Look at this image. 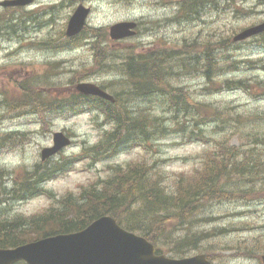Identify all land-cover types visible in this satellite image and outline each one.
<instances>
[{
	"label": "trees",
	"instance_id": "obj_1",
	"mask_svg": "<svg viewBox=\"0 0 264 264\" xmlns=\"http://www.w3.org/2000/svg\"><path fill=\"white\" fill-rule=\"evenodd\" d=\"M198 3V0H191L185 7L191 13H197ZM19 19L13 16L12 23H9L8 17L1 19L4 23L0 25V35L6 39L18 37L22 41L21 28L17 24ZM6 25L8 28L5 29ZM87 29L73 38H65L58 48L82 46L90 35ZM103 33L102 29L94 32L96 37L100 36L96 43L98 49ZM254 40L264 46V33ZM230 44L229 38L216 39L208 47L199 43L202 49L206 47L202 54L193 49L195 43L187 44L188 59L177 60L174 66L164 65L161 61L153 66L148 59L136 62L129 58L126 67L119 71L129 85L126 81H120V87L124 88L114 90V103L78 93L74 89L69 94H51L47 98L41 91L18 84L19 95H11L10 99L5 98L0 102L11 112L30 111L41 116L54 113L69 117L96 111L103 125L108 124L110 128L103 132L96 143L83 144L78 153L61 154L59 159L50 158L35 163L32 170L23 171L20 180L12 178L10 187L4 182L0 186V197L4 194L9 197L0 199V204L4 205L8 199L26 200L41 194L54 197L42 183L65 175L80 161H88L87 165L91 166L110 159L121 149L134 147L159 154V141L175 132L179 133L182 141L202 142L212 145V149L200 158L201 170H194V175L180 174L170 191L163 184L164 174L159 160L144 159L128 165H112L105 177L97 178L87 186L99 187L100 191L79 192L77 197L86 196L84 202L75 200L72 197L76 196L67 193L57 199L60 203L57 208L47 209L31 218L0 217V247H14L43 236L77 231L98 215L109 214L126 229L146 237L159 252L160 247L165 246L167 253L184 256L189 252L203 251V240L211 235L188 232L199 221L216 219L197 218L203 204L233 198L247 202L264 199V132H260L259 122H253L257 117L262 119V114L245 116L237 106L231 104L219 106L200 102L195 100L187 87L171 82L177 77L174 76L178 75L176 73L182 74L185 69L186 73L206 80L202 88L206 94L236 89L250 91L254 86L257 90L261 89L262 84L253 83L248 78H223V75L237 70L241 62L231 57H219L218 60L213 48L217 52H227L230 51ZM94 60L96 67L102 64L99 58ZM245 62L252 67L255 65V60L247 59ZM99 69L78 71L70 80L71 86L89 73H99ZM220 75L223 79L216 78ZM136 100H143L146 107L135 109L128 105ZM206 128L211 129L210 133ZM1 134L0 145L12 141L13 132ZM235 135L240 140L238 146L229 141ZM97 202L100 207L95 206ZM105 203L108 205L105 206ZM240 229L244 228L234 227L230 230ZM225 231L221 228L216 233ZM31 234L33 238H26ZM172 234H175V238L168 236ZM259 249L263 251L264 245Z\"/></svg>",
	"mask_w": 264,
	"mask_h": 264
},
{
	"label": "rangeland",
	"instance_id": "obj_2",
	"mask_svg": "<svg viewBox=\"0 0 264 264\" xmlns=\"http://www.w3.org/2000/svg\"><path fill=\"white\" fill-rule=\"evenodd\" d=\"M180 1L84 0L82 4L92 11L87 20V26L108 28L122 20H145L147 30L150 29L148 32H151V35L138 37V39L130 38L124 45L125 47L132 46L131 49H134V52H139L140 50L137 48L141 47V42L146 44V41L155 42L153 46L157 45V49L161 47L172 49L179 47L181 43L191 41L200 42L208 47L216 39L232 37L241 28L264 20V2L259 0H234L229 3L217 0L216 4L219 7L217 12L211 8L215 5L214 2L207 3L201 13L190 19L174 18L178 14ZM36 5L37 7H30L33 9H12L6 11L4 16L0 15V25L4 23L1 19L19 17L17 24L21 28L20 33L23 34L22 41L18 37L6 39L0 35V102L5 98L10 99L11 95L18 96V84H24L41 91L47 98L51 94L57 96L69 94L71 92L70 80L74 74H77L78 71L90 72L98 67H100L99 73H89L82 79L92 78L90 80L99 84L114 83L115 80H119V90L124 88L120 87L123 77L118 72L126 67V58L124 57L131 54L130 52H127L123 57L124 51L121 50V46L114 45L116 48H113L110 42H107L108 34L101 36L100 41L103 45L100 46L102 49L99 51V56H103L109 47V52L116 54L118 58H111L110 55H107L102 64L97 67L94 60L97 58V49L92 54L89 44L73 50L60 49L58 45L65 41L63 30H65L67 21L78 3L70 0H44ZM197 18L207 20L215 18L216 21L207 24ZM6 28H8L7 25ZM22 29L25 31L23 32ZM41 42H49L48 47L42 45ZM138 44L139 46H137ZM217 57H231V59L241 62L238 64L237 70L223 75V78H248L253 83L259 82L263 87L257 90V87L254 86L250 91L236 89L219 93L211 91L206 94L202 91L206 80L201 76L186 73L185 69L182 70V74L176 73L179 76L174 75L177 77H174L171 82L187 87L195 100L200 102H210L219 106L231 104L237 106L239 112L245 116L262 114V119L259 120L257 117V120L255 119L253 122H259L260 132H264V46L258 45L255 40H248L242 44L234 43L230 46V51L219 52ZM247 59L255 60L254 67L245 62ZM119 62H122L124 66ZM105 69L113 72H107ZM219 77L216 78L223 79L222 75ZM124 81L128 82L127 79ZM76 82L78 81H74V83ZM116 86L112 85V87ZM128 105L135 109L146 107L143 100H136ZM2 106L0 105V135L3 132L12 131L13 138L5 145H0L1 187L2 184H5L4 182L10 187L13 177L20 180L23 170L31 169L35 163L41 161L40 151L43 147L52 145L53 132L64 131L73 139V143L63 149V153L60 152L53 157L59 159L61 154L67 156L71 153H78L83 144L95 143L103 132L110 128L108 124L103 125L102 118L96 114V111L69 117L54 113L41 116L39 113H30V111L28 113H26L27 111L11 112L5 105ZM206 130L207 133L211 131L209 128ZM229 141L236 146L240 143L236 135ZM158 145L159 154L147 151L142 147H134L121 149L112 158L91 166L87 165L88 161H80L65 175L48 181L44 187L56 195L70 193L77 196L82 188L87 187L95 179L105 177L110 172L112 165H128L139 160L151 161L155 159L159 160L164 174L163 184L170 191L180 174L191 173L194 175L192 174L194 170H201L200 158L212 149V145L202 142L182 141L179 133L176 132L160 140ZM5 196L9 197L8 194H4L0 199ZM51 202H55L54 198L51 199L46 194L23 201L9 199L4 205L0 204V217L6 219L31 218L44 213L47 209L57 208V203L51 204ZM202 207L197 218H220L214 219L208 224L199 221L191 226L188 232L211 233L202 243L203 251H207L211 259L224 264H262L256 261V257L264 253V250L259 249L264 245V243H260L264 242V203L257 201L245 204L233 198L205 203ZM251 225L256 226L257 229L253 230ZM234 227L247 228L248 231L216 233L218 229ZM179 233L181 234V231ZM174 235L168 236L175 238ZM33 237L31 234L26 238ZM160 248L163 253H166L165 246ZM195 253L198 252L188 255ZM167 255L174 256L170 252Z\"/></svg>",
	"mask_w": 264,
	"mask_h": 264
},
{
	"label": "water",
	"instance_id": "obj_3",
	"mask_svg": "<svg viewBox=\"0 0 264 264\" xmlns=\"http://www.w3.org/2000/svg\"><path fill=\"white\" fill-rule=\"evenodd\" d=\"M33 0H6L1 5H26ZM89 8L78 5L70 16L66 35H76L84 26ZM135 22H118L109 27V35L120 39L135 32ZM264 31V21L243 29L233 40H242ZM75 89L83 94L113 101V97L90 82H79ZM53 144L41 150L44 160L70 144L62 132H55ZM28 264H209L203 254L185 258H170L155 254V246L143 236L136 235L119 226L116 220L104 215L83 230L45 237L14 248H0V264H12L18 260ZM264 261V256H262Z\"/></svg>",
	"mask_w": 264,
	"mask_h": 264
},
{
	"label": "flooded vegetation",
	"instance_id": "obj_4",
	"mask_svg": "<svg viewBox=\"0 0 264 264\" xmlns=\"http://www.w3.org/2000/svg\"><path fill=\"white\" fill-rule=\"evenodd\" d=\"M41 1H44V0H37L34 3L28 5L26 8L37 7L36 3L41 2ZM214 4L215 5L213 7L218 9L219 7L216 4V0L214 1ZM23 8L25 9V7H23ZM33 8H30V9H33ZM1 10H3V9H1ZM145 22H146L145 20H137L136 21V34L133 37H127V38H124V39H121L118 41L112 40L109 37H107V42H110L111 47H113V48H116V47H114V45H119V46L123 47L124 45H126V43L128 42L127 40L130 38H137L138 39V37H144L147 35H151V32H148L150 29L147 30V27H146L147 23H145ZM144 44H145L144 42H141V47L137 48L140 51L135 52V53L140 54L139 56H142V58H145V57H147V55H149L148 57H150L151 61L153 63L156 62L157 50L154 47H156L157 45L153 46V44H155V42H152V41H146L145 46H144ZM137 46H139V44ZM109 51L110 50L108 47L107 51L103 54L104 57H106L107 55H110L109 57L115 58L117 56L116 54L110 53ZM206 258L209 260L210 264H224L223 262L222 263L216 262L215 259H211L210 256H206ZM258 259L259 258L257 257L256 261H259ZM13 264H26V263L23 261H17Z\"/></svg>",
	"mask_w": 264,
	"mask_h": 264
},
{
	"label": "bare ground",
	"instance_id": "obj_5",
	"mask_svg": "<svg viewBox=\"0 0 264 264\" xmlns=\"http://www.w3.org/2000/svg\"><path fill=\"white\" fill-rule=\"evenodd\" d=\"M66 198V197H65Z\"/></svg>",
	"mask_w": 264,
	"mask_h": 264
}]
</instances>
